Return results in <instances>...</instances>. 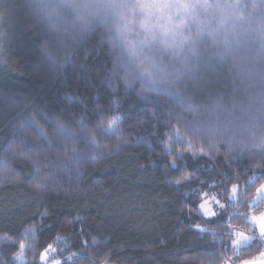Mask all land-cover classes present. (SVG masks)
I'll return each mask as SVG.
<instances>
[{"label": "clouds", "instance_id": "9594fccd", "mask_svg": "<svg viewBox=\"0 0 264 264\" xmlns=\"http://www.w3.org/2000/svg\"><path fill=\"white\" fill-rule=\"evenodd\" d=\"M209 4L207 10L198 6L195 12L210 19V27L223 14L226 22L220 37L215 43L201 37L197 54L185 59L164 48L159 38L141 43L145 34L137 26L138 0H0V68L12 70L10 40L22 24L36 37L32 42L36 66L46 78L45 86L52 85L45 97L52 101L50 107L39 99L21 98L4 124L0 193L7 189L8 195L49 207L56 200L88 198L102 178L99 168L105 157L98 155L99 150L133 117H144L145 126L155 122L161 138L168 139L167 150L179 145L180 154L196 157V163L246 157L260 168L264 0H209ZM225 38L229 51L221 55ZM22 128L31 134L22 135ZM153 146L161 144L154 141ZM191 182V178L185 181ZM262 185L264 179L256 184L253 200ZM227 191L226 200H215L204 212L197 202L190 207L208 224L222 221L223 213L234 214L240 208L237 193L232 187ZM175 193L188 202L179 187ZM196 219L182 216L181 222ZM255 231L239 247L251 248L264 240L260 230L259 236ZM35 241L30 234L23 247L15 242L10 264H41ZM75 258L49 250L43 264H69ZM245 260L238 258V264Z\"/></svg>", "mask_w": 264, "mask_h": 264}, {"label": "trees", "instance_id": "16d2710c", "mask_svg": "<svg viewBox=\"0 0 264 264\" xmlns=\"http://www.w3.org/2000/svg\"><path fill=\"white\" fill-rule=\"evenodd\" d=\"M35 39L22 24L16 28L9 49L15 64L12 70L0 68V143L6 135L4 124L21 98L52 104L45 100L51 82L45 86L32 52ZM21 134L31 133L22 128ZM154 141L161 147H154ZM169 147L155 122L145 126L144 117H133L99 150L105 157L99 168L102 178L88 198L56 200L49 207L8 195L5 189L0 193V264H10L15 242L23 245L30 234L36 236L40 256L53 247L64 256L75 254L69 264H238V258L259 262L264 241L238 248L233 233L253 235L249 218L264 211V198L255 203L252 197L264 179V164L255 168L246 157L196 163V157L180 154L179 145H171V151ZM189 178L192 182L185 183ZM176 187L187 203L176 196ZM229 187L236 190L240 208L234 214L223 213L222 221L208 224L190 207L210 198L226 200ZM182 216L198 219L185 224ZM191 227L203 231L191 232Z\"/></svg>", "mask_w": 264, "mask_h": 264}, {"label": "snow or ice", "instance_id": "6c2138e0", "mask_svg": "<svg viewBox=\"0 0 264 264\" xmlns=\"http://www.w3.org/2000/svg\"><path fill=\"white\" fill-rule=\"evenodd\" d=\"M138 3L140 18L137 26L145 34L141 43H148L159 38V42L164 48L171 49L175 55L183 56L185 59L190 55L197 54L198 40L201 37L207 36L212 42H217L220 37L219 29L224 27L226 22V17L221 14L216 19V25L210 27L211 20L201 17L195 12L198 6L207 10L211 6L209 0H138ZM216 7L219 8L220 4L217 3ZM186 28L187 32H185ZM193 28L195 35L192 34ZM223 44L224 50L220 53L221 55L229 51V42L226 38L223 39ZM176 183L179 184L180 180H176ZM262 194H264V185L257 189V197L264 198ZM206 204V201L201 203V212L205 211ZM207 206L211 207V205ZM250 222L260 230V235L264 237V214L252 215ZM233 235L238 237L233 241L235 247H239L241 240L248 239L242 232H235ZM45 259V254L42 253L41 260ZM244 264H258V262L247 260ZM259 264H264V254L261 255Z\"/></svg>", "mask_w": 264, "mask_h": 264}, {"label": "rangeland", "instance_id": "374dc122", "mask_svg": "<svg viewBox=\"0 0 264 264\" xmlns=\"http://www.w3.org/2000/svg\"><path fill=\"white\" fill-rule=\"evenodd\" d=\"M235 192H236V190L235 189H233ZM262 199V198H261ZM260 198H256L255 199V203H257L258 201H260L261 200ZM215 200H217L216 198H210V199H208V200H206V202H207V204L206 205H211V207H213L214 206V202H215ZM204 203V202H203ZM260 213H258L257 214V216L259 215ZM250 224H251V226L254 228V229H256V232H257V235L259 236V232H258V228L254 225V224H252L251 222H250V218H249V221H248ZM262 241H264V240H262ZM239 248V247H238ZM49 250H58L57 248H55V247H53V248H49L46 252H44L43 254H45V257H46V259H47V257H48V255H49ZM41 257V256H40ZM261 260V259H260ZM41 264H43V260H41Z\"/></svg>", "mask_w": 264, "mask_h": 264}, {"label": "water", "instance_id": "95a60500", "mask_svg": "<svg viewBox=\"0 0 264 264\" xmlns=\"http://www.w3.org/2000/svg\"><path fill=\"white\" fill-rule=\"evenodd\" d=\"M258 264H259V262H258Z\"/></svg>", "mask_w": 264, "mask_h": 264}]
</instances>
